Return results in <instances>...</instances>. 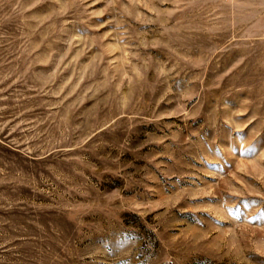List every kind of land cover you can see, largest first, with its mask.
Returning <instances> with one entry per match:
<instances>
[{"label": "rangeland", "instance_id": "374dc122", "mask_svg": "<svg viewBox=\"0 0 264 264\" xmlns=\"http://www.w3.org/2000/svg\"><path fill=\"white\" fill-rule=\"evenodd\" d=\"M0 264H264V0H0Z\"/></svg>", "mask_w": 264, "mask_h": 264}]
</instances>
